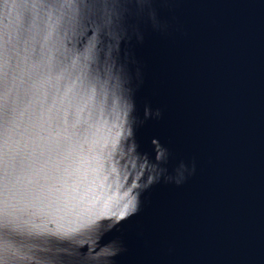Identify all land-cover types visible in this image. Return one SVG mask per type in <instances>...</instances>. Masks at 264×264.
Here are the masks:
<instances>
[{
    "label": "water",
    "instance_id": "water-1",
    "mask_svg": "<svg viewBox=\"0 0 264 264\" xmlns=\"http://www.w3.org/2000/svg\"><path fill=\"white\" fill-rule=\"evenodd\" d=\"M0 264H264V0H0Z\"/></svg>",
    "mask_w": 264,
    "mask_h": 264
}]
</instances>
